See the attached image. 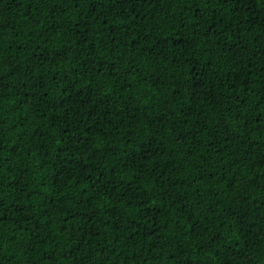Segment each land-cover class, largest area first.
<instances>
[{
	"label": "trees",
	"instance_id": "1",
	"mask_svg": "<svg viewBox=\"0 0 264 264\" xmlns=\"http://www.w3.org/2000/svg\"><path fill=\"white\" fill-rule=\"evenodd\" d=\"M246 3L240 30L223 32L231 5L205 6L203 0H144L132 12L131 27L113 20L107 29L89 18L85 4L77 8L72 0H0V94L6 101L0 106L5 149L0 153L5 217L0 264H175L170 259L180 235L175 226L177 221L186 226L189 213L200 224L209 217L220 223V217L223 227L214 231L231 233L230 239L241 236L247 253L229 257L234 264H242L239 257L264 264V123H253L264 110V0ZM124 11L127 16L130 8ZM69 48L67 60L56 51ZM165 55L168 71L185 85L178 94L177 85L159 74L141 79L163 67ZM34 64L35 72L46 74V98L35 77L24 75ZM174 96L176 103H169ZM196 118L203 127L194 124ZM226 131L229 140L221 143ZM69 139L75 152L70 160L60 151ZM144 144H151L147 152ZM96 153L91 163L100 165L98 172L108 178L106 166L119 163L117 176L124 177V185L93 201V207L120 198L124 187L137 191L129 190L114 210L88 223L91 209L76 197L97 172L81 173L79 159ZM245 190L246 200L237 195ZM139 193L153 196L151 223L138 219L143 213L135 205L145 199ZM133 196L138 199L128 207L124 201ZM40 209L47 212L41 223L48 221L40 252L51 254L50 261L20 246L31 237ZM18 229L27 231L9 240ZM199 242L191 235L185 239L189 264L224 259L215 248L202 253L193 246Z\"/></svg>",
	"mask_w": 264,
	"mask_h": 264
},
{
	"label": "snow or ice",
	"instance_id": "2",
	"mask_svg": "<svg viewBox=\"0 0 264 264\" xmlns=\"http://www.w3.org/2000/svg\"><path fill=\"white\" fill-rule=\"evenodd\" d=\"M151 2V0H149ZM195 2V0H194ZM250 2V0H248ZM85 4L88 7V16L90 19L93 20H101L102 26L107 29L111 27V21L115 20L118 25L124 26L125 21H127V25L129 27L132 26L133 22L136 20V16L132 15V12L135 11V7L138 3H144V0H72V4L74 7L79 8L81 4ZM203 3L205 6L207 4H220L221 6L227 8L228 5H231V8H227L228 12V19L230 20L229 24L224 25V28L222 29L223 32H228L229 29L235 27L237 31H239V25L241 23L240 19V11L241 6L247 7L246 0H203ZM128 6L130 8V11L128 12L127 16L125 15V7ZM191 10V6H189V9ZM182 14V13H181ZM246 19V18H245ZM220 23H223V17H221ZM211 28V26H210ZM207 29L206 31L210 30ZM111 35V33H109ZM135 39V37L133 38ZM113 44H115V40L112 41ZM158 47V46H157ZM57 53L62 56L65 60L68 59V52L71 51V48L67 50H56ZM156 56H161L160 51L155 52ZM45 59H48V57H45ZM76 59H79V57H76ZM167 56L161 57V64L157 65L154 69V72L149 73L148 75H145L141 77L142 80L148 79L150 75L153 74H159L161 79L165 82L168 80H172L176 85L177 88L173 89L174 93L178 94L179 87H185V85H180L179 80L174 76V73H171L168 71L169 64L171 62H166ZM36 65H32L28 72L24 73V75L32 74L35 79L36 83L41 87L44 88V91L41 92L42 97H47L48 90L44 87L43 81H44V75L38 72H35ZM40 67H43V60H41ZM88 71H91L92 68L87 67V65L83 66ZM114 67V65H113ZM72 68H75L77 71L80 69L76 67V65H72ZM129 69L133 72H136L137 69L134 65H129ZM12 72L13 75H15V71L12 69L9 70ZM193 73V76L195 77V69L191 70ZM55 75V74H53ZM65 73V78H66ZM23 79V77H21ZM161 81L157 80L155 81V84H159ZM0 85H2V80H0ZM27 86V84H25ZM36 85H33L35 87ZM127 86H131L130 84ZM216 85L213 84L212 87H215ZM223 85L221 84V87ZM53 87H56L55 85ZM79 91V90H77ZM64 94L68 93V86L64 87L63 90ZM70 98V97H69ZM67 102V101H65ZM6 101H4L3 95L0 94V106H2ZM169 103H176V97L169 98ZM62 106V105H61ZM52 107H56V105H52ZM179 111V109H178ZM190 114V113H189ZM182 124L187 123V115H184L181 118L180 121ZM200 124L201 127L204 126V121L201 118H196L194 120V124ZM253 123L256 125H260L261 123H264V110H261L257 113L256 117L253 118ZM227 127V126H226ZM143 132V130H142ZM134 133H128L126 135H133ZM158 134V133H157ZM212 133L209 132V135ZM229 140L228 132H225V139L224 141H221V143H224L225 141ZM77 145L81 143L79 139L75 141ZM100 146L97 145V148ZM144 151L147 152L151 148V144H144ZM73 149V142L71 139L67 143H64L60 146V151L65 155L67 159H71L72 156L75 155V152ZM79 150V149H77ZM86 150V149H85ZM118 149L114 148H106L105 152L108 151H117ZM5 151L3 147V142L0 141V153H3ZM99 153H96V155H92L90 158H81L79 159V168L81 173L88 172L89 168H91L92 172H97L96 180L92 181L90 185H86L84 188L80 189L79 196L76 197L78 202L80 204H86L88 206V209H91V214L88 217V223H91L94 217L99 216L102 211H109L114 210L116 204H120L123 200V196L127 195L128 191H137L135 189H130L129 187H124V191L120 198L116 199L115 201H106L104 204L99 205L98 208L93 207V201H96L100 198H103L105 196L110 195L111 193L115 192L117 188H121L124 185V177L123 176H117V168H120L119 163L110 164V166H106L108 171L112 173L111 176L108 178L104 177V174L102 171L98 172V168L100 165L93 166L91 161L96 160ZM143 155V153L141 154ZM10 157V154H9ZM119 159V158H117ZM135 163V161H132ZM63 163V160L61 161ZM237 163H240V161H237ZM261 163H264V160H261ZM3 162H0V169H3ZM255 167V165H253ZM128 168V165L125 164L123 168L120 170L123 171L124 169ZM136 180H140L141 176L140 174L134 173ZM3 173L0 172V187L3 186L4 180H3ZM129 180L132 179L131 176L128 177ZM254 179V178H253ZM111 183L113 187L109 188L108 184ZM235 183H238V181H235ZM251 183V181H249ZM193 191H196L195 189ZM140 195H144L145 199L143 201H138L135 205V209L137 212L143 213V215L139 216L138 219L145 220L148 223H151L152 220L155 219L153 215V208L154 204L148 203L150 200H153V196L148 195L146 193H139ZM238 197L247 199L246 190L238 193ZM132 199H138V197L133 196L128 201H124L125 204L128 205V207H133L131 200ZM184 199H187L185 196ZM199 204V201H197ZM20 211H23V209H20ZM209 211H213V209L210 207ZM125 213L122 212L121 216H123ZM47 215V212L43 209H40L38 213L34 214L35 223L33 224V227L31 229V237L27 241H23L21 243V247L24 248L25 252H36L40 254V260L41 261H50L52 259L51 254H48L45 250V252H40V249L46 242V229L44 225L48 223V221H44L42 224L41 221H43V218ZM29 219H33V217H29ZM5 220V217L2 212H0V256L4 254V239L5 234L2 231V225ZM186 220L188 221L187 225H181L179 221H177L175 226V231L179 232V236H175V249L174 255L170 256V259L175 262V264H189L191 260V255H185V239L191 235L192 241L195 242L199 240V244L193 243V246L198 247L199 250L203 253L206 251H211L213 248L216 249V255L221 256L224 259L223 260H217V264H234L233 260L228 259L229 257L237 258L238 254L243 251L244 253H247V249L243 248V242L240 235H236L234 239H230L231 233L225 234L222 232L214 231L213 228H222L223 227V220L220 217H217V220L220 221V223H215L211 217L208 218L207 224H200L197 223V221L192 220L191 213H189L186 216ZM240 223H243L241 220ZM27 231L26 229H18L17 233H14L12 236H9L8 239H21L19 232ZM99 233H97L98 235ZM201 236H205V239L201 240ZM205 245L207 247H205ZM240 260H242V264H250V260L246 259L244 257H239Z\"/></svg>",
	"mask_w": 264,
	"mask_h": 264
}]
</instances>
